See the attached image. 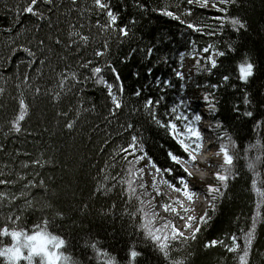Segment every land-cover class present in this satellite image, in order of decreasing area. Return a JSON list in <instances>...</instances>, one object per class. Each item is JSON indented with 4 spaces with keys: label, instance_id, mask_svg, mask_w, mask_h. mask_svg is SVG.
Instances as JSON below:
<instances>
[{
    "label": "trees",
    "instance_id": "1",
    "mask_svg": "<svg viewBox=\"0 0 264 264\" xmlns=\"http://www.w3.org/2000/svg\"><path fill=\"white\" fill-rule=\"evenodd\" d=\"M55 3L57 8L53 13L46 11L49 6L43 3L37 5L45 12L46 17H51L54 25L51 29L45 25L43 31L37 34L26 31L37 22L35 16L24 12L14 16L12 10L14 6L19 5L23 8L25 0H0V88L5 90L0 94V145L3 146V149H0V173L3 174L0 179L18 181L15 184H0V193L18 195L28 180L45 181L44 185L38 184L37 187L30 188L31 195L27 197L38 201V208L44 206L42 211L25 209L21 212L20 209L24 206L23 199L11 202L7 197L0 199V227L8 223L9 227L18 224L21 228L31 230L34 224L42 223L43 218L47 217L49 230L67 240L65 250L73 257L83 258L85 253L94 256V252L85 245L96 242L100 248L115 256L118 264H128L127 254L130 247L136 244L137 250L143 249L134 232L133 221L128 218L125 208L129 212L139 208L137 197L142 196L146 202V210H152L147 205V201L153 196L148 187L146 190L140 189L138 184L134 183L136 195L131 202H128V193L123 190L127 188V184L121 185L117 174L123 176L125 180L132 177L127 176L125 172L127 164L121 159L123 153L118 154L119 148L127 147L132 135H137L143 142L147 156L133 167L143 168L145 159L151 163L155 161L161 169L172 167L174 169L172 173L161 172L166 180L179 186V177L186 173L181 165L171 161L167 153L172 151L184 155L185 158L187 156L176 139L170 135L169 130L155 123L144 110L143 105L149 96L159 98L164 95L165 100L153 111L164 124L169 120L177 123L176 114L166 113L182 97L183 89L180 85L193 81L198 74L196 68H193L192 80L179 81L175 78L172 69L178 66L179 53L191 52V40L196 41L198 49L212 44L226 51L225 57L217 56L223 66L216 74L208 75L207 72L202 71L201 78L206 84L217 83L222 74H230L231 82L237 83V65L245 56L259 66H264V0H236L233 4H221V8L228 9L227 13L218 11L211 6V3L208 7H199L197 4L188 5L186 0H111L113 9L120 16L118 27L122 24L129 25L130 33L127 37L120 36L115 30L107 32L96 28L97 19L104 23L107 18L106 13L93 9L92 0H76L75 6L70 0H55ZM188 7H192L193 15L184 16L183 19L211 25L205 29L204 34L187 28L186 24L160 11L166 9L184 13ZM70 8L73 10L69 13ZM89 9L93 10L89 11ZM232 16H238L246 21L248 28L237 32L228 19ZM133 18L135 24L130 23ZM70 22L76 25L77 31L90 36L88 45L79 42L78 37H72L80 43L79 49L76 45L67 46L71 44L68 36L72 31L68 26ZM80 25L84 27L81 28ZM210 31H215L216 35H207L206 33ZM17 32L22 35L17 36ZM37 35L40 38L48 35L60 36L64 43L56 45L53 40L47 39L46 45L53 51L49 52L45 49L41 54L36 48ZM12 39L17 43L25 44L31 40L29 46L37 52V60L47 57V63L44 65L37 63L32 68L26 67L27 61L31 58L23 50L9 57L8 46ZM104 40L108 41L105 55L94 57L93 52L101 48ZM229 43L236 49L235 52L227 48ZM153 45L158 51L151 60H148L143 49ZM134 48L140 51L131 54ZM201 53L197 51L196 57H198L194 59V65L196 59L201 58ZM125 56L129 58L125 60ZM164 56L169 57L168 63L160 62L159 58ZM5 57H9L7 64L4 63ZM81 60H92V66L99 64L101 67L111 61L119 71L124 84V93L123 108L116 116L108 115L107 109L111 106V101L107 98V89L103 85L93 84L90 81L84 87L83 93L78 94L82 95L84 103L83 107L79 108L80 114L77 116L76 97L66 96L56 103L50 95L41 94L34 97L32 88L28 84L21 83L22 74H27L33 78L31 84L47 87L51 92L57 82V74L66 65L75 66ZM148 67L154 68L153 76L146 75ZM35 68L41 69L42 78L37 77ZM80 72L82 75H87L90 68L80 69ZM137 72L140 73L139 78L135 75ZM103 75L109 82L117 83L114 75L106 67ZM156 77L172 79L176 87L162 92L152 83ZM149 84L151 87H148ZM193 84L194 81L190 86ZM262 84H264V76L258 73L249 90L255 93ZM141 86L144 90L141 96L136 97L134 92ZM209 90L214 91L211 88ZM21 92L30 104V109L25 120L21 122L22 131L16 133L10 130V121L18 114L17 98L20 97ZM214 95L219 112L215 118L211 114L210 116L215 123L216 140L220 143L219 138L226 131L237 142L239 147L235 151L239 158L235 161V167L240 175L230 180L226 195L216 202L215 212L210 208L206 210L211 219L201 226L197 239L188 241L187 244L179 240L173 242V259L187 257L186 264H237L235 254L228 252L223 245L205 248L204 244L211 239H223L225 243H230V236L235 233L240 237L243 246V234L239 230L250 225V216L255 211L256 197L251 191L253 175L247 169L243 149L248 143L255 142L257 133L253 131V121L250 118L237 119L232 112L234 104L239 103L243 108L242 82L241 87L236 90L222 87L215 91ZM93 103L96 105L95 111L91 110ZM62 111H67L68 116L60 115ZM256 116L259 117V112ZM73 119L77 121L76 126L73 130H68L64 127L65 122ZM126 121L134 127L131 129L122 127ZM216 121H222L223 128L217 126ZM261 133L264 134V129H261ZM140 154L136 153V155ZM247 155L255 156L256 150L253 149ZM34 159H40L43 167L32 164L23 167L24 162ZM258 170L264 174V166H259ZM20 173H24L27 179L21 180ZM105 176L109 179L105 180ZM113 176H117L116 181L111 179ZM140 182L146 183L144 176ZM101 183L109 186L106 193L95 192V188ZM112 183L117 184L115 189L111 188ZM217 183L218 181L214 182V185ZM160 198L163 203L167 201L161 195ZM113 203L116 204L114 209L111 208ZM152 205L154 206L153 201ZM57 212H63V218L58 217ZM8 215H20L21 220L13 224L6 220ZM165 220L168 221L158 215L156 224L160 225ZM139 222V219L135 221L137 227ZM191 234L192 232L184 236L189 237ZM4 242L9 243L10 239H5ZM189 253H191L190 257ZM103 259L94 258L91 264H102ZM137 264H143L142 257L138 258ZM249 264H264V225L258 226Z\"/></svg>",
    "mask_w": 264,
    "mask_h": 264
},
{
    "label": "snow or ice",
    "instance_id": "2",
    "mask_svg": "<svg viewBox=\"0 0 264 264\" xmlns=\"http://www.w3.org/2000/svg\"><path fill=\"white\" fill-rule=\"evenodd\" d=\"M39 3H43L46 6V11L48 13H53L57 5L55 0H25V6L21 8L19 5L14 6L12 9L14 12V16H19L21 12L30 13L36 17V23L33 25L31 29H26V31L39 33L43 31L45 25L49 29L53 28L54 25L51 21V17H46L45 12L41 11L37 5ZM70 3L75 6L76 0H70ZM188 5L197 4L199 7H208L211 3V6L216 8L218 11L227 13L228 9L221 8V4H233L236 3V0H186ZM93 9L98 10V12L106 13V21L102 23L99 19L95 21V26L99 31H117L120 36L127 37L130 33V28L128 24H122L118 27V22L120 20L119 14L113 9L111 0H92ZM144 7V5H140ZM7 7V6H6ZM89 9V11L93 10ZM73 9H68L69 13ZM160 11L163 14L172 17L182 24H186L187 28L194 30L195 32H199L204 34L205 29L211 27V25H206L204 23H194L191 20L183 19L184 16H192L193 9L192 7H188L184 13H179L171 10L161 9ZM83 15V13H80ZM223 20L224 18H219ZM233 29L237 32L246 30L248 28V24L246 21L242 20L238 16H232L228 18ZM135 19L130 21L131 24H135ZM69 28L72 29L68 33V36L71 40V44L67 45L70 47L71 45H76L77 49L80 47V43L82 42L84 45H88L90 41V36L82 34L80 31L76 30V25L73 23H69ZM81 28L84 25H80ZM11 31V29H9ZM209 36L216 35L215 31H210L206 33ZM17 36L22 35V33L17 32ZM72 37H78L77 39H72ZM51 39L54 41L56 45H60L64 43L60 36H52L48 35L45 38H40L38 35L36 36V48L43 54L45 49L47 51L52 52L53 49L46 45V40ZM31 40L25 43H17L15 39L10 41L9 47V57L15 56L19 50H23L27 53L29 59L26 63V67L32 68L35 64L44 65L47 63V57L42 60H37V52L33 50L31 45ZM190 44L192 46L191 55L193 58H196V53L199 50L202 53H209L212 51L211 55L201 56L200 59H196V72L199 75L202 71L207 72L208 75H214L219 71L220 67L223 65L217 59L218 57H225L226 51L220 50L216 48L214 45L209 44L202 49H198L195 40H191ZM108 47V41L104 40L101 48L95 50L93 52L94 57H103L105 55V49ZM227 48L235 52L236 49L233 47L231 43L227 45ZM140 51V49H132L131 54ZM145 53V58L151 60L153 55L158 51V49L153 46H149L146 49H143ZM9 57H5L4 63L7 64L9 62ZM179 61L178 66L173 68V74L175 78L179 81H186L191 77H186L183 71L184 68V58L185 53L181 52L178 54ZM129 57L125 56V60ZM64 59V57H61ZM161 63H168L169 57L164 56L159 58ZM203 61V64H202ZM92 60H81L77 62L75 66L66 65L65 68L57 74V82L54 88L49 91L47 87H42L39 84H31V80L33 79L31 76L27 74H22L23 78L21 80L22 84H28L29 87L32 88L33 96L50 95L51 99L59 103L63 98L67 97H76L77 99V111L76 115L79 116V108L83 107V99L82 94L85 86L89 84L91 81L93 84L103 85L107 89V98L111 101V106L108 107V115L116 116L118 111L123 108V100L122 96L124 93V84L121 80L120 73L116 69V67L111 63V61L106 62L104 67L92 66ZM105 67L111 71L114 75L116 84L109 82L105 76L103 75L105 71ZM90 68V72L87 75H82L80 69ZM238 74L236 75L237 83L231 82L230 74H222L220 80L217 83H207L204 85L205 87H210L213 89V92H205L203 95V101L206 102L209 113L215 118L216 114L219 112V108L216 103V96L214 95L215 91H218L222 87H228L233 90H236L241 87L242 82V105L239 103L234 104L232 107V112L236 116L237 119L250 118L253 121V131L257 133V138L255 142L248 143L247 147L243 149L246 159L247 169L252 173L253 179L251 180V191L255 193V211L250 216V225L247 228H241L239 231L243 234V246H241L240 237L237 234H232L230 236V243H225L223 239H211L208 240L205 244V248H212L217 245H223L224 248L230 252L235 254V259L237 260V264H249V257L251 255V251L253 248L254 241L257 236L258 226L264 225V179L262 176L264 174L258 170L259 166H264V134L261 133V129H264V84L261 85L260 89H257L255 93L249 90L250 85L257 77L259 73L261 76H264V66H259L257 63L253 62L250 58L245 56L241 62L237 65ZM6 70V69H5ZM216 70V71H214ZM34 71L37 74L38 78L43 77V73L40 68H35ZM227 71V69H226ZM154 68L148 67L146 70L147 76H153ZM137 78L140 77V73H135ZM152 83L156 85L158 89H161L162 92H166L169 88L176 87V84L172 79H161L160 77H156ZM151 87V84L148 85ZM181 89H186L187 84L182 83L180 85ZM196 87H201V85H196ZM115 89V90H114ZM143 86L137 88L135 90L134 95L136 97L141 96L143 92ZM4 89L0 88V94L4 93ZM18 99L19 109L18 114L15 119L10 121L11 131L19 133L22 131L21 122L25 120L29 109L30 104L27 102L24 97L23 92H21L20 97ZM165 100V96L161 95L159 98H154L149 96L146 102L143 105L144 110L148 113V115L152 118V120L165 127L169 130L170 135L176 139L180 147L183 149V153L187 156V158L193 162L197 159V153L201 151L203 145V133L200 131V127L197 122L202 121L203 114L195 112L193 113V118L190 120L189 117L182 112L176 116V119L183 120V131L178 128V125L174 120H169L167 124H164L161 121L156 113L153 111L154 108L159 107V105ZM255 101V103H254ZM190 102L185 101L183 98L179 100V102L173 105L169 112L166 114H176L178 113V109L182 106L187 107ZM96 105L92 104L91 110L95 111ZM259 112V117L256 116V113ZM60 115L67 117L68 112L62 111L59 113ZM77 121L66 120L64 127L68 130H73L76 126ZM216 125L223 128L222 121H216ZM125 129H131L134 127L133 124L125 122L122 125ZM219 143V150L215 153V155L223 156V162L219 165L220 171L214 173L217 184H208L206 187L205 196L206 198H210L209 208L212 212L216 210V202L226 195V191L229 187L230 180L236 179L237 176L240 175L238 171H236L235 161L239 158L237 152L235 151L239 145L233 139L231 135H229L226 131L224 135L221 136ZM0 149H3V146L0 145ZM131 149V151H129ZM253 149L256 150L255 156L247 155ZM141 153L140 155H136V153ZM123 153L121 159L127 164V168L125 172L127 176L132 177L131 179L125 180L123 176L117 174L119 176V183L121 185L127 184V188L123 189L128 193V202H131L133 196L136 195V188L133 186L134 183L138 184L140 189L146 190L147 184L144 182H140L141 178L145 175L143 168H134V164H138L139 161L143 160L147 156V152L144 151L143 142L138 138L137 135H132L131 142L127 145V147L121 146L118 150V154ZM168 157L171 161L176 165L183 166L186 163L184 155H178L172 151L167 153ZM131 157V159H129ZM115 158L113 157V162ZM46 163V161H45ZM29 164L43 167V163L40 159H34L28 162L23 163V167H28ZM152 166L155 168L157 173L163 171L166 173H172L174 169L172 167L161 169L158 165H156L155 161H152ZM106 168L108 165L105 166ZM183 171L187 174L188 177L192 176V173L188 170L187 167H183ZM3 174L0 173V176ZM39 175V173H36ZM21 180H26L27 177L24 173L19 174ZM117 176L111 177L113 181L117 180ZM105 180L109 179V177L105 176ZM18 181H12L7 179H0V184H15ZM168 182V181H158L157 178L153 177V187H156L157 183ZM179 182L182 185L181 188H177L175 184H173V188L177 191H183L184 194L188 197V199H195L197 196V191L193 188L189 187V181L185 176L179 177ZM39 185H44L45 181L40 180L39 182L35 180H28L24 187L20 190L19 194H7L0 193V199L7 197L9 202L23 199L24 206L20 209L23 212L25 209L32 210H43L44 206H39V202L35 200H30L27 197L31 195L29 192L30 188L37 187ZM117 187L116 183H112L111 188L115 189ZM109 190V186L107 184L101 183L95 188L96 193H106ZM159 195H163V193L157 189ZM139 199L140 207L135 209L134 211L129 212L127 208H125V213L128 218L133 221L134 232L138 237L140 242V246L143 250H137L136 244H133L128 251V264H137L138 258H143V264H186L187 257L181 259H173V242L181 241L184 244H187L188 241H195L197 239V235L201 232V226L207 224V222L211 219L208 212H205L203 216L199 218L195 216H187V221L185 227L188 229H193V224H197V226L193 229L191 236L185 237L184 233L175 227L169 221H163L160 225L156 224V220L158 217V213L155 212L154 206L152 205V201L155 197H152L149 201H147V205L152 208V210H146L145 204L146 202L143 200L142 196L137 197ZM181 201L177 200L174 202H165L163 207L165 211H170L173 208V205L180 204ZM51 207V205H48ZM87 207V205H85ZM116 204L113 203L111 208H115ZM192 211L190 208H184L183 212L187 213ZM139 214V216H138ZM177 214L181 215L180 211L177 210ZM56 215L58 217L63 218V212H57ZM183 218V217H182ZM139 219L138 227L135 221ZM239 219V218H238ZM6 220L16 224V222L21 220L20 215H8ZM49 220L47 217L43 218L42 223L34 224L32 229L21 228L18 226L9 227L8 223H5L2 227H0V264H91V261L94 258H104L102 260V264H118V260L115 256H112L106 250L100 248L98 243L90 242L85 247L94 252V256H88L86 253L83 258H75L70 253H68L65 249L67 247V240L59 235L55 234L49 230ZM5 239H10L9 243H5ZM191 253H189V257Z\"/></svg>",
    "mask_w": 264,
    "mask_h": 264
},
{
    "label": "rangeland",
    "instance_id": "3",
    "mask_svg": "<svg viewBox=\"0 0 264 264\" xmlns=\"http://www.w3.org/2000/svg\"><path fill=\"white\" fill-rule=\"evenodd\" d=\"M190 53L191 52H187L185 54V58H184V61H183V64H184L183 71L185 73V76L186 77H189V76L191 77L190 79H188V81L192 80V73L193 72L192 73L190 72L191 69L196 68V65H194L195 64L194 63L195 60H194L193 56ZM211 54H212V51H210L209 53H201V56H208V55H211ZM202 64H203V61H202ZM201 74H202V72L196 77L197 79L196 78L193 79L194 84L192 86H190V84L193 83V81H190V82L187 81L188 82V83H186L187 84V88L183 89L182 97H180L179 100L183 98L185 101H188L190 103H189V105L187 107L182 106L180 109H178V113H176V116L179 115L182 112L183 114L187 115L189 117V119L191 120L193 118V113H195V112L199 113V109L195 108V110H194L193 106L194 105L198 106L200 104V102L205 103L203 101V95H204L205 92H211V91L209 90L210 88L204 86V85H206V83H205L204 79L201 78ZM198 84L201 85V87H199V88L196 87V85H198ZM179 100H178V102H179ZM204 110H205V108H204ZM176 120H177L178 127L180 128V130L183 131L184 121L183 120H179V119H176ZM210 164H212V163H210ZM143 169H144V173H145L144 180L147 183V187L150 190L151 195L153 197H155V199L153 200L155 212H157L159 216L165 217L169 222L174 224L175 227L178 228L180 231H182L185 235H189L193 231V229H189L187 231H185V230L183 231V229L180 228L182 222L176 220L177 210H175L174 212L173 211H165V209L163 207L164 203L162 202V200L160 198V195L157 192V189H159L163 193L162 196L169 203L177 201L179 199L177 197H173V194L168 192L166 189H162L163 187L159 183H157L156 187H153V184H152L153 177L151 176V173H148V167H147V163L146 162H145V165H144ZM217 171L218 170L215 167H212L211 169H209L210 176H212V178L214 179L213 181L209 180V184H214V182L217 181L216 177L214 175V173H216ZM207 180L208 179L205 178V181H207ZM199 182H200L201 185L203 184V186H206V182H204V183H203V181H199ZM206 187H205V191H206ZM183 203H187L188 204L187 201H183ZM200 208H201V204L197 203V202H195V205H193L191 207L192 212H197Z\"/></svg>",
    "mask_w": 264,
    "mask_h": 264
}]
</instances>
